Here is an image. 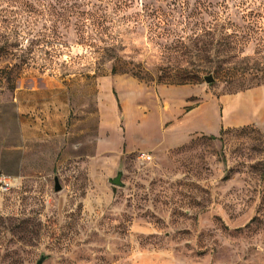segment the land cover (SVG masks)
<instances>
[{"label":"rangeland","instance_id":"rangeland-1","mask_svg":"<svg viewBox=\"0 0 264 264\" xmlns=\"http://www.w3.org/2000/svg\"><path fill=\"white\" fill-rule=\"evenodd\" d=\"M106 85L189 138L95 156ZM1 176L0 264H264V0H0Z\"/></svg>","mask_w":264,"mask_h":264},{"label":"crops","instance_id":"crops-1","mask_svg":"<svg viewBox=\"0 0 264 264\" xmlns=\"http://www.w3.org/2000/svg\"><path fill=\"white\" fill-rule=\"evenodd\" d=\"M180 86L158 85L154 90L159 99L158 107L144 113L145 117L138 127L134 126L131 120V113H126V124L121 126L119 116V101L112 89L105 86L104 92L98 96L97 122L94 125V154L95 156H108L112 159L120 158L124 148L132 147L136 144L151 143L154 147H173L185 142L180 141V136L176 133H169L174 123L183 115L194 110L199 104L185 107L179 103V108L172 109L171 95L173 90ZM187 98V97H185ZM181 104V105H180ZM188 104V103H187ZM185 104V105H187ZM197 130V129H196ZM201 131V130H200ZM140 146V145H139Z\"/></svg>","mask_w":264,"mask_h":264},{"label":"water","instance_id":"water-1","mask_svg":"<svg viewBox=\"0 0 264 264\" xmlns=\"http://www.w3.org/2000/svg\"><path fill=\"white\" fill-rule=\"evenodd\" d=\"M203 77H204V79L206 81L213 80L212 73L205 74ZM121 176H122V170L121 169H118L115 175L109 177V180L113 184L122 185L123 184V181L121 179ZM53 180H54V186H53L54 187V190H60L62 188V185H61V182H60L59 177H58L57 174L54 175ZM39 263H40V260H39Z\"/></svg>","mask_w":264,"mask_h":264},{"label":"built area","instance_id":"built-area-1","mask_svg":"<svg viewBox=\"0 0 264 264\" xmlns=\"http://www.w3.org/2000/svg\"><path fill=\"white\" fill-rule=\"evenodd\" d=\"M141 155H144V157L149 158L150 154L141 152ZM10 182V178L7 176H1L0 177V188H8V183Z\"/></svg>","mask_w":264,"mask_h":264},{"label":"trees","instance_id":"trees-1","mask_svg":"<svg viewBox=\"0 0 264 264\" xmlns=\"http://www.w3.org/2000/svg\"><path fill=\"white\" fill-rule=\"evenodd\" d=\"M198 78H199V74L198 73H196V74L194 73V74H192L190 76L184 77V81L183 82H195ZM210 136L211 137H215L214 134H211Z\"/></svg>","mask_w":264,"mask_h":264}]
</instances>
